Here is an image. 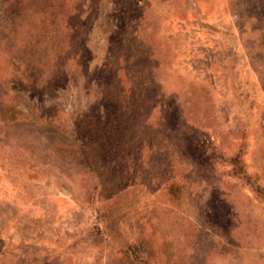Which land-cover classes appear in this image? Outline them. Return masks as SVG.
<instances>
[{
  "label": "rangeland",
  "instance_id": "1",
  "mask_svg": "<svg viewBox=\"0 0 264 264\" xmlns=\"http://www.w3.org/2000/svg\"><path fill=\"white\" fill-rule=\"evenodd\" d=\"M0 264H264V0H0Z\"/></svg>",
  "mask_w": 264,
  "mask_h": 264
}]
</instances>
